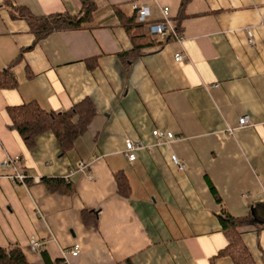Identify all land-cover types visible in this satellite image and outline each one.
Listing matches in <instances>:
<instances>
[{
    "label": "crops",
    "instance_id": "crops-1",
    "mask_svg": "<svg viewBox=\"0 0 264 264\" xmlns=\"http://www.w3.org/2000/svg\"><path fill=\"white\" fill-rule=\"evenodd\" d=\"M93 1L90 22L35 42L9 5L77 14L81 0H0V70L10 66L16 78L0 88V161L20 155L32 177L16 184L0 170V246L17 244L31 264H45L31 237L50 264H235L212 185L231 216L253 210V223L237 231L253 263L264 264V0H189L180 19V0ZM132 3L149 9L132 33L148 35L167 6L182 40L145 47L125 64L119 54L132 42L116 9L131 16ZM84 98L95 115L65 152L49 131L27 148L7 113L29 101L60 112ZM155 129L174 138L158 142ZM127 138L141 143L132 162ZM42 177H64L73 190L49 191Z\"/></svg>",
    "mask_w": 264,
    "mask_h": 264
},
{
    "label": "trees",
    "instance_id": "trees-1",
    "mask_svg": "<svg viewBox=\"0 0 264 264\" xmlns=\"http://www.w3.org/2000/svg\"><path fill=\"white\" fill-rule=\"evenodd\" d=\"M188 1L189 0H180L177 13L179 19L184 15V8ZM94 9L95 3L93 0H81V9L77 14L54 12L36 16L24 6L9 5L12 17L22 18L27 22L31 32H33L35 36V42L54 30L80 28L83 24L92 20ZM116 12L132 42V48L130 50L119 54L125 64L130 63L134 58L140 56L143 48L160 46L164 42L174 38L172 35H169L164 39L153 38V40H151V35L149 33L148 35L132 33V29L137 23L135 20V13L133 12L131 16H126L120 9H116ZM173 24L175 31L179 33V22L175 21ZM19 57L20 54L16 59H19ZM15 86L16 78L10 70V66L0 70V88ZM7 113L13 127L19 133L27 148L30 149L34 146L35 138L39 134L49 131L55 136L61 152H65L73 146L74 141L87 129L91 119L95 115V107L89 98H84L70 106L67 110L60 112L45 110L35 101H29L8 107ZM115 180L119 194L127 197L129 195V185L124 174L121 172L116 173ZM29 181L30 179H28V182ZM40 181L49 191L70 193L73 190L71 183L64 177H42ZM210 189L221 207L219 220L222 224L223 231L232 239L226 249L227 253L231 255L235 264H254L237 231L238 227L253 223L252 212L245 217L231 216L227 210H225L220 197L217 195L212 185H210ZM82 214L85 222L88 223L92 220L91 222H93V224L96 223L91 212L83 211ZM41 252L44 263L50 264L44 250ZM0 264L31 263L26 259L17 244H11L7 247L0 246Z\"/></svg>",
    "mask_w": 264,
    "mask_h": 264
},
{
    "label": "built area",
    "instance_id": "built-area-1",
    "mask_svg": "<svg viewBox=\"0 0 264 264\" xmlns=\"http://www.w3.org/2000/svg\"><path fill=\"white\" fill-rule=\"evenodd\" d=\"M131 8L135 13V20L137 23L146 22L149 16V9L147 6L138 3H132ZM162 19L158 22L149 23L147 26L148 33L157 38V39H164L166 36L172 35L177 40L181 41L182 36L177 33L174 29V24L169 15V8L167 6L161 7ZM250 36L251 31H249ZM252 40V38H251ZM185 59V54L183 52H177L174 54V60L177 62H181ZM248 122L246 116H241L238 119V123L240 125L245 124ZM153 136H155L158 142L169 141L174 138L172 132L169 131H161V130H153ZM125 149L124 153L129 162H132L136 158L135 150L138 148L141 143L138 141L131 140L127 138L124 142ZM172 162L178 167L182 168V164L179 162L178 158L172 154L171 155ZM85 168L83 163H80L78 166L79 170H83ZM0 170L5 172V176L8 177L13 183L26 185L28 183V179H31L30 176L26 172L25 162L22 156L14 155L10 156L7 155L3 160L0 161ZM38 179L35 177V180ZM29 245L31 248L35 249L36 251H42V243L34 238L31 237L29 239ZM79 251V245L75 244L73 249L70 250L71 255H76ZM64 261L67 262L66 254L63 253Z\"/></svg>",
    "mask_w": 264,
    "mask_h": 264
},
{
    "label": "water",
    "instance_id": "water-1",
    "mask_svg": "<svg viewBox=\"0 0 264 264\" xmlns=\"http://www.w3.org/2000/svg\"><path fill=\"white\" fill-rule=\"evenodd\" d=\"M252 213H253V210H252Z\"/></svg>",
    "mask_w": 264,
    "mask_h": 264
}]
</instances>
